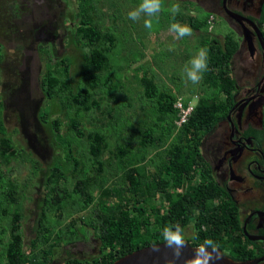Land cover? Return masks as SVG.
<instances>
[{"label": "trees", "instance_id": "1", "mask_svg": "<svg viewBox=\"0 0 264 264\" xmlns=\"http://www.w3.org/2000/svg\"><path fill=\"white\" fill-rule=\"evenodd\" d=\"M67 1L77 4V11L70 17L73 25L69 38L82 50L77 70L79 81L72 74L75 58H61L53 65L50 43L43 42L54 41L61 35L66 16L58 15L56 20L38 24L26 32L19 26L25 2L0 0V31L5 27V39L11 33L23 40L30 37L25 42H38L43 57L48 59L40 81L44 100L36 126L40 131L43 127L49 130L56 149L37 230L28 245L22 231V205L15 197V186L6 187V180L0 173V220L7 222L6 226H0V264H113L128 253L160 241L163 228L176 222L192 229L189 238L196 237L190 239L194 246L211 238L235 260L264 255L263 242L251 240L244 231L239 205L216 179L212 164L202 149L205 137L218 122L227 118L235 103L238 84L232 62L241 46L239 37L232 31L223 39L210 36V12L191 15L181 12L172 16L173 22L187 20L191 29L202 31L199 46L207 51L208 70L203 74L195 107L188 121L177 127L175 101L180 95L160 87L150 69L145 68L141 77L143 96L152 103L155 117L152 122H142L135 151L132 138L123 134L129 130L130 122L121 112L117 117L120 122L113 125L121 162L117 174L112 175L116 178L104 183L109 178L102 177L100 183L87 168L81 167L74 146L86 148L88 159L91 164H97L98 172L105 170L103 154L109 145L107 133L101 126L86 132L82 118L100 109L99 93L112 92L119 87L111 82L115 75L110 68L115 37L111 30L104 31L101 26L99 0ZM259 22L264 35V11ZM7 63L5 47L0 40V74L2 65ZM115 76L121 78L119 74ZM2 85L13 92L19 84L3 82ZM194 93L190 91L185 100L194 99ZM66 108L75 109L76 115L69 122V131L64 133L61 118H53V115H59ZM6 120L4 100L0 96V157L9 163L21 154V150L13 142ZM247 134L264 149V106L262 125L249 127ZM153 150L152 155L148 154ZM34 163L39 164L37 160ZM70 203L76 211L67 213ZM10 205H13L12 210ZM64 215L69 216L72 228L66 235L72 233L75 239L83 233L87 237L90 229L101 244L98 255L55 261L56 251L65 241L64 231L58 227ZM79 224L81 232L75 230ZM251 228L247 226L248 231ZM260 233L264 235V227Z\"/></svg>", "mask_w": 264, "mask_h": 264}, {"label": "rangeland", "instance_id": "2", "mask_svg": "<svg viewBox=\"0 0 264 264\" xmlns=\"http://www.w3.org/2000/svg\"><path fill=\"white\" fill-rule=\"evenodd\" d=\"M25 2V10L19 20L20 29L28 32L38 24L50 23L56 20L58 15H65L62 25L61 35L54 41L45 40L50 43L52 50L51 63L65 57L75 58L72 65V74L75 80L79 81L77 70L80 69L82 50L78 48L69 38L70 28L73 25L70 17L77 11L75 1L67 0H22ZM140 0H99L98 6L101 8V26L104 31L111 30L115 37V45L112 52L113 74L121 75L120 79L112 76V84L118 85V89L112 92L99 93L97 98L100 101V109H96L90 114H85L82 118V127L86 132L102 127L107 133L109 145L103 154L105 170L98 172L97 164H91L88 159V151L83 146H74L76 156L81 160V167H85L91 172L93 177L102 182V177L109 178L104 183H109L116 178L118 166L121 162L120 152L117 149L116 133L114 124L120 122L117 118L121 112L125 119L130 122L129 130L123 131L127 138H132L131 144L137 146L138 131L143 127V123L152 122L154 108L152 103L143 96V86L141 77L145 68L156 78L160 87L172 93H178L186 97L190 91H194V101L201 91V83L193 85L186 82L182 77V70L193 56L201 49L199 39L201 30L192 29L191 36L176 39V34L170 31V25L175 23L171 20L172 13L168 10L175 1L164 0V10L161 12L159 22L154 21L152 30L144 27L143 18L140 21L128 19V12L136 7ZM182 6L180 5V8ZM192 7L181 8L180 13L185 15L196 14L191 11ZM181 13V14H182ZM212 13V12H210ZM213 14V13H212ZM215 15V23L209 29L210 36L223 39L227 32H234L240 39V49L235 54L232 62L233 75L237 79L238 91L243 94L248 87H252L261 80L264 75V59L259 43L256 42L257 49L254 56L251 55L247 43L244 41L242 30L230 23L223 15ZM69 17V18H68ZM178 23L188 25V21ZM4 30V31H3ZM5 27L0 31V40L3 42L6 52V65H2L0 74V96L3 97L5 111L7 112L6 125L11 134L13 142L21 150L17 158L6 163L0 157V173L6 180V187L15 186V197L22 205L23 219L22 231L28 245L31 237L35 235L38 225V218L46 192L47 176L55 161L56 149L51 143V133L45 127L42 131L36 126V119L40 113V107L44 100L40 81L47 69V57H43L42 51L38 47V42L32 43L29 40L18 38V34H10L5 39L3 36ZM41 34H39L38 37ZM79 71V70H78ZM22 81V82H21ZM3 82H14L19 84L15 91L11 92ZM110 86V82L108 83ZM104 89L107 86H103ZM76 115V110L64 109L59 115L63 123V132L69 131V122ZM152 116V118H151ZM24 119L23 123L21 120ZM144 120V121H142ZM259 120V118H257ZM143 122V123H142ZM259 123V121H258ZM257 123V124H258ZM37 129V130H36ZM222 130L221 127H219ZM208 138L204 140L202 149L207 158L211 156L206 150ZM123 144L124 141L122 140ZM137 151V147L135 148ZM140 154L142 152L138 151ZM154 152H148L152 155ZM37 160L39 164L34 163ZM73 181V177H71ZM70 181V188H71ZM13 205H10V210ZM76 211L73 204L68 205L67 213ZM64 219L58 225L64 231V244L56 251L55 261L61 262L69 257L90 258L101 252L100 241L91 233L84 235L80 233L75 239L73 234L67 236V230L72 228L69 225V216L64 215ZM6 221L0 220V226H6ZM75 230L82 231L80 224ZM188 237L192 236L191 228L187 229ZM7 239V235L4 236ZM28 247V246H27Z\"/></svg>", "mask_w": 264, "mask_h": 264}, {"label": "flooded vegetation", "instance_id": "3", "mask_svg": "<svg viewBox=\"0 0 264 264\" xmlns=\"http://www.w3.org/2000/svg\"><path fill=\"white\" fill-rule=\"evenodd\" d=\"M171 1L179 3L181 8L192 7L191 11L196 14L212 12L223 15L242 30L243 38L245 26L253 29L247 18L260 26L259 19L264 11V3L261 5L263 0ZM233 13L241 14L245 18L240 22ZM262 88L263 83L260 80L256 85L248 87L243 94L237 90L235 103L227 118L218 122L214 130L205 137V139L209 137L206 150L212 161L205 156L212 164L214 175L239 205L244 226L252 227L250 231L247 230L252 235H263L260 230L264 227V221L259 211L264 210V149L252 135L247 134V130L251 126H261L257 120L258 112L256 110L250 112L249 106L253 101L260 99L264 93ZM219 127L222 130L219 131ZM255 242H263L264 245L262 239ZM261 264H264V261Z\"/></svg>", "mask_w": 264, "mask_h": 264}, {"label": "clouds", "instance_id": "4", "mask_svg": "<svg viewBox=\"0 0 264 264\" xmlns=\"http://www.w3.org/2000/svg\"><path fill=\"white\" fill-rule=\"evenodd\" d=\"M164 10V0H140V3L128 12V19L140 21L143 18L144 27L152 30L154 21L159 22L161 12ZM173 17L181 11L179 3H173L168 9ZM170 31L175 33L176 39L192 35V29L188 25L172 23ZM208 70V56L205 49H200L191 60L185 64L182 70V77L186 82L193 85L199 84L203 74ZM188 230L179 222L168 224L161 232L162 239L152 245L154 252H159V246L163 244L168 252L163 256L165 264H217L223 259V252L220 246L211 238L204 239L195 246L191 256L185 255V249L190 246Z\"/></svg>", "mask_w": 264, "mask_h": 264}, {"label": "water", "instance_id": "5", "mask_svg": "<svg viewBox=\"0 0 264 264\" xmlns=\"http://www.w3.org/2000/svg\"><path fill=\"white\" fill-rule=\"evenodd\" d=\"M263 3H264V0L262 1L261 5H263ZM234 17L240 22L242 21L241 20L242 18H245L243 15L238 14V13L234 14ZM247 21L252 25L253 29L244 25L245 26L244 27L245 28L244 41L247 43V46H248V49L251 55L254 56L255 51L257 49L256 43H255V36H257L258 43L262 51V55L264 57V35L262 33V29L253 20L247 18ZM261 82L263 83L262 92H264V75L261 78ZM263 106H264V93L261 95L260 99L253 101L249 106L250 112L254 110L258 112L260 125H262V121H263ZM229 118H230V115H229ZM259 214L261 216L262 221H264V210L259 211ZM244 231L246 232V234L251 240H257V239L264 240V235L249 234L247 231L246 225L244 226ZM152 245L145 246L131 253H128L125 256L116 260L113 264H165L163 256L169 250H167L165 246L161 244L159 246L160 251L154 252L152 249ZM194 247L195 246L190 243V246L185 249V255L191 256ZM263 261H264V255L253 258V259L235 260L231 256L223 252V259L218 261L217 264H261Z\"/></svg>", "mask_w": 264, "mask_h": 264}, {"label": "built area", "instance_id": "6", "mask_svg": "<svg viewBox=\"0 0 264 264\" xmlns=\"http://www.w3.org/2000/svg\"><path fill=\"white\" fill-rule=\"evenodd\" d=\"M209 29H212L215 23V16L214 14H211L209 19ZM195 107V101L194 99H191L189 101H186L184 96H179L175 101V108L178 111L177 119L175 120V124L177 127L182 126L184 123H186L189 119V116L191 112L193 111Z\"/></svg>", "mask_w": 264, "mask_h": 264}]
</instances>
